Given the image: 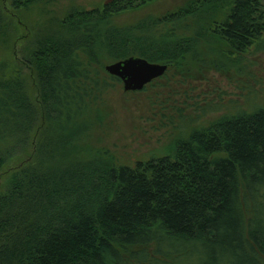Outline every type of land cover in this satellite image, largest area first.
<instances>
[{
  "label": "trees",
  "instance_id": "16d2710c",
  "mask_svg": "<svg viewBox=\"0 0 264 264\" xmlns=\"http://www.w3.org/2000/svg\"><path fill=\"white\" fill-rule=\"evenodd\" d=\"M44 1L12 0L13 14L0 3V53L23 38L16 11ZM153 2L49 18L23 38L30 83L0 60V264H264V106L178 133L132 165L99 146L102 97L121 83L107 63L225 72L222 57L264 34L258 0H186L118 22Z\"/></svg>",
  "mask_w": 264,
  "mask_h": 264
},
{
  "label": "rangeland",
  "instance_id": "374dc122",
  "mask_svg": "<svg viewBox=\"0 0 264 264\" xmlns=\"http://www.w3.org/2000/svg\"><path fill=\"white\" fill-rule=\"evenodd\" d=\"M107 1L45 0L29 7L28 11L14 12L16 22L25 26L24 29L18 26L16 33L23 38L27 34L29 40L46 20L60 19L69 7L91 10ZM184 1L155 0L138 11L123 14L118 17V22H132L150 13L159 15ZM258 1L264 10V0ZM11 2L0 0L2 7L9 12ZM41 10L44 12L40 13ZM23 38L13 49H3L0 60L14 62L16 70L30 83V74L23 64L27 56V42ZM224 47V44L220 45V48ZM231 57L235 60L229 62L230 58L222 57L225 63H229L221 65L227 68L225 72L207 71L196 61L189 60L187 64L183 63L185 67L168 69L162 77L153 79L141 90L124 91L122 83L113 84L102 97L106 109L101 133L103 141L96 145L100 143V148L108 150L120 163L132 165L136 160L163 155L179 137L178 133L206 126L227 114L251 113L263 107L264 34L245 51Z\"/></svg>",
  "mask_w": 264,
  "mask_h": 264
},
{
  "label": "water",
  "instance_id": "95a60500",
  "mask_svg": "<svg viewBox=\"0 0 264 264\" xmlns=\"http://www.w3.org/2000/svg\"><path fill=\"white\" fill-rule=\"evenodd\" d=\"M167 68V64L150 62L145 58L134 55L104 66L108 74L117 77L121 81L124 91L141 90L144 85L162 76Z\"/></svg>",
  "mask_w": 264,
  "mask_h": 264
}]
</instances>
